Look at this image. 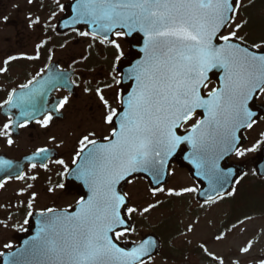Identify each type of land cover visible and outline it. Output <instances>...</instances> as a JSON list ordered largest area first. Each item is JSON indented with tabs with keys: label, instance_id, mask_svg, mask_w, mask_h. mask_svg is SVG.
Masks as SVG:
<instances>
[{
	"label": "water",
	"instance_id": "95a60500",
	"mask_svg": "<svg viewBox=\"0 0 264 264\" xmlns=\"http://www.w3.org/2000/svg\"><path fill=\"white\" fill-rule=\"evenodd\" d=\"M77 2L78 0L75 1V8ZM82 2H86L84 5L89 4V7L82 9L83 14L81 16L75 15L74 27L88 26L90 34L103 39H109L120 28H129L132 34H135L134 38L137 36L141 38L139 43L131 44L129 57L123 59L117 69L118 73L122 74V86L120 88L123 89L124 103L123 110L114 121L115 133L119 134L121 132V122L125 120V113L130 111V98L138 94L143 85L151 83L149 77L155 70L156 58L160 53L158 49L153 50L145 31L141 30L140 18L138 15H133L137 10L116 9V12L120 15H113V18L109 20L103 14L102 0H82ZM120 2H129V0H108L109 4ZM230 2L235 10L237 0H230ZM233 13L234 11L228 14L229 21L226 26L221 27L216 32L213 46L217 49H227L231 44L234 49L239 50L236 53L235 61L230 63L227 70L220 66L209 69L205 74L206 79L203 84L197 88L200 100L208 104L219 103L222 105V109L228 110L230 113H237L240 109L242 110L240 119L237 121V134L233 143L229 129L218 112L210 114L205 107H195L190 117L187 120H181L178 127L174 129L175 134L181 137V142L174 149L169 150L166 144L154 142L152 154L148 157L146 164L135 166L132 171H123L121 165L123 163L126 166L127 158L124 156L117 158V154L121 149L120 147H113L120 144L122 138L113 134L111 140L95 145L90 151V154L99 157L103 155L111 156L110 163L100 166L102 162L97 159L91 170V158L88 156L77 165L81 171L84 169L86 176H89L90 179L93 178L89 185L81 181L76 184L70 183L72 189H77L80 194L84 195L83 205L78 204L69 213L55 212L34 216L30 220L28 231L19 236V246L13 252L4 254L0 264H68L69 257L64 251L65 242H71L73 239L75 235L74 228L82 224L85 227L87 226L81 220V217L88 202L90 200L94 203L102 202L104 183L119 173L122 174H120L113 187L115 192L124 198V202L117 209L122 223L114 226L108 236L111 243L120 251L114 252L110 258H106L105 264H138L147 258L154 257L157 253L158 242L155 237H148L139 245H134L130 249L120 245L114 239V232L121 229H130L131 224L124 215L126 199L121 188L135 177H145L150 188L158 190L167 181L172 164L177 162L181 167L188 168L191 176L201 184L199 194L201 198L217 197L227 194L231 190L234 181L242 174L243 168L229 165L227 160L235 150L243 145L242 132L253 120L259 119L264 113L263 108L257 107L255 104L259 92L264 87V62L260 60L261 57H264V50H253L234 39L227 42L219 41L220 35L232 20ZM136 45L147 57L136 51ZM245 55H247V60L244 59ZM253 56L256 57L255 60H252ZM147 59L148 61H146ZM229 74L232 75L231 80H229ZM210 80H215L218 87L215 92L206 96L204 95V89ZM225 87L230 88V92ZM217 95L221 97L219 101L216 100ZM205 114L216 120L215 154L214 158H210L208 161L197 159L198 150L196 147L200 145V130L203 127V122L201 121L195 127L197 129L196 133H193V129L184 133L180 132V128L193 116L201 115L203 119ZM193 137L196 138L195 145L191 142ZM157 151L160 153L159 156L155 155ZM207 155L209 156V153ZM257 159L256 168L258 175L262 177L264 176V150L258 155ZM161 160H163V164L160 163ZM99 169L105 170L107 175L105 178L98 180L97 171ZM96 173L97 177L95 179L94 175ZM95 186L100 191H96L95 195L90 194L89 192ZM52 242H55V251H48ZM141 248H145L147 251L133 258L131 254ZM121 253L129 255L123 256Z\"/></svg>",
	"mask_w": 264,
	"mask_h": 264
},
{
	"label": "flooded vegetation",
	"instance_id": "af4514ba",
	"mask_svg": "<svg viewBox=\"0 0 264 264\" xmlns=\"http://www.w3.org/2000/svg\"><path fill=\"white\" fill-rule=\"evenodd\" d=\"M70 1L0 0V155L19 161L42 150L56 151L55 160L29 166L25 173L45 202L54 203L44 209L67 208L78 200L76 192L65 190V177L81 149L99 139L106 95L115 85L106 79L100 56L74 49L73 32L56 33ZM43 76L44 85L29 89ZM68 80L76 85V96L63 86ZM17 90H22L18 104L23 113L18 119L27 124L14 138L12 118L1 114V107Z\"/></svg>",
	"mask_w": 264,
	"mask_h": 264
},
{
	"label": "snow or ice",
	"instance_id": "6c2138e0",
	"mask_svg": "<svg viewBox=\"0 0 264 264\" xmlns=\"http://www.w3.org/2000/svg\"><path fill=\"white\" fill-rule=\"evenodd\" d=\"M101 7L109 20L113 15H120L116 9L137 10L133 15L140 18L141 30L145 31L153 50L158 49L160 53L155 70L149 77L151 83L143 85L140 92L130 98V111L125 113V120L121 122V132L114 133L122 138L120 144L113 146L121 149L117 158H127L126 166L121 165L123 171H132L135 166L148 162L154 142L166 144L169 150L181 142L174 129L181 120L190 117L195 107H205L210 114L222 109L219 103L208 104L200 100L197 88L203 84L209 69L220 66L227 70L235 61L239 50L231 44L227 49L213 46L216 32L226 26L228 14L234 11V7L230 0H129L112 4L102 0ZM223 39L227 42L231 38L224 36ZM244 59L247 60V55ZM255 59L253 56L252 60ZM260 60L264 62V57ZM100 99L103 101V96ZM220 99L217 95L216 100ZM107 121L112 122V115L107 117ZM196 131L193 128V133ZM191 142L195 145L196 138L193 137ZM155 155L160 153L157 151ZM160 163L163 164V160ZM120 174L104 183L102 202L90 200L85 207L81 220L87 226L82 224L74 228L73 239L65 242L68 264H105L106 258L120 251L108 236L114 226L122 223L117 209L124 198L113 187ZM131 211L134 209H129ZM48 251H55V242L51 243ZM146 251L141 248L131 256L136 258Z\"/></svg>",
	"mask_w": 264,
	"mask_h": 264
},
{
	"label": "rangeland",
	"instance_id": "374dc122",
	"mask_svg": "<svg viewBox=\"0 0 264 264\" xmlns=\"http://www.w3.org/2000/svg\"><path fill=\"white\" fill-rule=\"evenodd\" d=\"M249 1L241 0L240 6L246 5ZM242 21L243 17L239 12L237 18L227 29L223 37H231L234 32H237L238 26H240ZM120 43L122 45V42ZM87 46L83 45L74 49H85ZM110 91L116 95L114 86L110 88ZM259 103L264 104V93ZM116 107L117 102L109 105L108 111L112 112ZM103 116L107 115L103 113ZM247 137L248 144L246 148L239 155L231 158L230 161L236 164L242 162L246 164L248 166V174L245 176L244 182L246 180L247 182H254V152L264 145V118L248 131ZM174 171L175 174L171 176L166 185L165 194L171 195L175 200L172 205L176 216L172 217L171 221L176 224V231L179 226L180 234L175 238L171 246L168 245V248L179 249L180 251H184L185 249L192 251L199 244H204L206 252L199 255H191L187 258V264H264V214H260L254 219L247 221L231 233H222L221 225L229 214L228 204L218 202L212 206L200 207V204L192 198V192L197 190V188L187 171L177 167ZM18 188H20L18 185H14L10 188L7 187L4 192H0V254L5 249L14 246L16 234L24 229L22 224L25 219L24 215L17 212L11 215L8 211L10 208L6 207L4 209L2 206L9 201L6 197L11 196L15 192L14 190ZM188 189L192 191H186ZM127 193L129 194L131 205L134 203L133 207L140 200H142L143 204L137 203V208L141 211L142 220L139 222L135 234H147L160 222V219H154L153 215H151L150 219H147L145 216L147 211L145 208L146 204L148 200H152V197H149L148 189L142 182L129 187ZM39 199H43V197H39ZM39 203H41V200ZM33 207L40 208L34 204ZM8 218L11 221H8ZM244 249H247V251ZM209 257L213 259L212 262L206 261ZM152 264L173 263L164 261L161 257H158Z\"/></svg>",
	"mask_w": 264,
	"mask_h": 264
},
{
	"label": "trees",
	"instance_id": "16d2710c",
	"mask_svg": "<svg viewBox=\"0 0 264 264\" xmlns=\"http://www.w3.org/2000/svg\"><path fill=\"white\" fill-rule=\"evenodd\" d=\"M242 34L250 44H264V20L248 19ZM250 186V189L244 186L239 191L240 194L236 192L234 197L242 195L243 199L235 201V204L232 202V221H237L252 211L264 210V181H257Z\"/></svg>",
	"mask_w": 264,
	"mask_h": 264
}]
</instances>
